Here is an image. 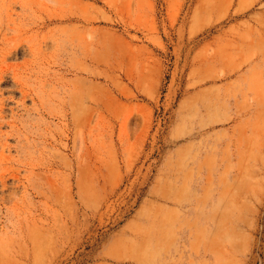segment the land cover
<instances>
[{
    "label": "rangeland",
    "instance_id": "obj_1",
    "mask_svg": "<svg viewBox=\"0 0 264 264\" xmlns=\"http://www.w3.org/2000/svg\"><path fill=\"white\" fill-rule=\"evenodd\" d=\"M0 264H264V0H0Z\"/></svg>",
    "mask_w": 264,
    "mask_h": 264
}]
</instances>
